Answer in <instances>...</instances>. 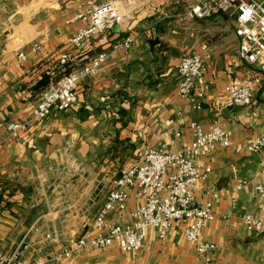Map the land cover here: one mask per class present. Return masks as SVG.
Here are the masks:
<instances>
[{"label": "crops", "instance_id": "1", "mask_svg": "<svg viewBox=\"0 0 264 264\" xmlns=\"http://www.w3.org/2000/svg\"><path fill=\"white\" fill-rule=\"evenodd\" d=\"M134 1L139 7L128 29H109L91 40L79 60L88 63L128 34L137 36L129 53L112 55L98 74L85 78L71 109H54L44 119H33L16 138L0 134V250L11 252L24 242L28 247L23 257L32 258L38 248L44 257L52 256L92 227L113 178L122 167L141 162L145 146L167 149L179 130L176 148H181L192 140L190 122L199 121L208 129L220 112L234 144L206 157L212 172L198 183L196 199L206 202L212 189L222 199L200 237L216 245L215 264H264V234L248 230L241 219L246 213L264 216V198L254 192L264 148L236 150L237 144L246 146L264 133V89L257 88L250 105L233 104L226 96L228 84H253L258 73L238 55L236 20L223 13L177 20V2L192 0ZM85 2L0 0V50L11 59L0 65V120L31 118L46 88L35 89L43 75L51 74L53 82L66 71L59 58L72 49L70 38L83 23L72 19ZM203 43L209 44L211 58L205 99L196 108L177 94L176 64ZM37 44L40 48L34 50ZM18 51L27 54L23 64L16 62ZM244 179L249 184L238 189ZM129 193L126 206L109 214L111 221H132L134 189ZM185 226L175 223L165 241L150 228L137 253L124 252L117 244L90 247L60 264H198ZM45 231L57 240L45 238Z\"/></svg>", "mask_w": 264, "mask_h": 264}, {"label": "built area", "instance_id": "2", "mask_svg": "<svg viewBox=\"0 0 264 264\" xmlns=\"http://www.w3.org/2000/svg\"><path fill=\"white\" fill-rule=\"evenodd\" d=\"M176 6L178 8L174 16L179 21L207 19L219 13L235 18L238 55L245 63L255 66L258 73L253 77V84L230 83L225 92L233 104L250 105L257 88L262 86L264 89V0H192L177 2ZM138 7L134 0L103 3L86 0L72 19L83 22L70 38L72 49L63 52L59 58L60 65L70 70L42 91L31 118L0 120V134L4 132L7 138H16L33 119H44L54 109H71L78 102L80 83L98 74L112 55L129 53L137 36L128 34L112 42L110 50L98 52L86 64L79 60L81 52L91 40L98 39L109 29L117 27L127 30L131 25V14ZM144 34L151 37L148 31ZM39 48L38 44L34 46V50ZM210 58L209 44L203 43L199 50L183 56L176 64L177 94L196 108H201L205 99L203 85ZM15 59L18 64H23L27 54L18 51ZM10 62L11 59L0 50V65ZM189 129L192 140L181 148H176V142L181 137V131L178 130L167 149L147 145L141 162L122 167L113 178V187L97 212L92 227L69 245L49 257H44L42 249L38 248L32 258H25L24 250L28 244L20 242L11 252L0 250V264H60L85 248H105L112 244H117L124 252L137 253L142 249L150 228L156 229L160 239L165 241L170 228L182 222L186 223V239L195 245L198 252V264H215L212 251L216 245L201 240L200 234L206 223L215 219L214 206L221 202L222 196L212 189L211 198L200 203L196 199L195 189L212 172L206 157L215 150L232 146L233 132L222 123L220 112L216 113L210 128L206 129L199 121L193 120ZM244 148L250 152L262 150L264 133L246 146L236 145L237 151ZM233 168H236L235 164ZM247 184L249 180L244 179L237 188L241 189ZM130 188L134 189L132 221L128 224L115 223L108 216L118 207L126 206ZM254 192L264 198V164L259 169ZM241 219L248 230L264 234V216L246 213ZM45 238L57 240L50 231H45Z\"/></svg>", "mask_w": 264, "mask_h": 264}, {"label": "water", "instance_id": "3", "mask_svg": "<svg viewBox=\"0 0 264 264\" xmlns=\"http://www.w3.org/2000/svg\"><path fill=\"white\" fill-rule=\"evenodd\" d=\"M52 77L51 74L45 73L42 77V79L38 82L35 89H42L47 87L51 83Z\"/></svg>", "mask_w": 264, "mask_h": 264}, {"label": "trees", "instance_id": "4", "mask_svg": "<svg viewBox=\"0 0 264 264\" xmlns=\"http://www.w3.org/2000/svg\"><path fill=\"white\" fill-rule=\"evenodd\" d=\"M70 69H67L66 71H69Z\"/></svg>", "mask_w": 264, "mask_h": 264}, {"label": "rangeland", "instance_id": "5", "mask_svg": "<svg viewBox=\"0 0 264 264\" xmlns=\"http://www.w3.org/2000/svg\"><path fill=\"white\" fill-rule=\"evenodd\" d=\"M231 17H233V16H231ZM10 202H8V204H9Z\"/></svg>", "mask_w": 264, "mask_h": 264}]
</instances>
